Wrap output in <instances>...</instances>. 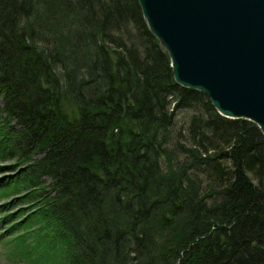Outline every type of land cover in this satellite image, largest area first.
I'll list each match as a JSON object with an SVG mask.
<instances>
[{
    "label": "trees",
    "instance_id": "obj_1",
    "mask_svg": "<svg viewBox=\"0 0 264 264\" xmlns=\"http://www.w3.org/2000/svg\"><path fill=\"white\" fill-rule=\"evenodd\" d=\"M171 64L138 0H0V160L67 264H264V134Z\"/></svg>",
    "mask_w": 264,
    "mask_h": 264
},
{
    "label": "water",
    "instance_id": "obj_2",
    "mask_svg": "<svg viewBox=\"0 0 264 264\" xmlns=\"http://www.w3.org/2000/svg\"><path fill=\"white\" fill-rule=\"evenodd\" d=\"M176 82L264 134V0H138Z\"/></svg>",
    "mask_w": 264,
    "mask_h": 264
},
{
    "label": "rangeland",
    "instance_id": "obj_3",
    "mask_svg": "<svg viewBox=\"0 0 264 264\" xmlns=\"http://www.w3.org/2000/svg\"><path fill=\"white\" fill-rule=\"evenodd\" d=\"M11 125L14 126V123ZM41 158L42 155L35 154L30 162L20 159L0 160V264H67L65 250L58 247L53 227L42 222L41 218L38 223L33 221L34 214L30 212L34 206L25 202L26 186L19 183L23 174L29 172L32 162ZM40 181L51 184L46 176H42ZM9 216L18 218L20 222L29 218L31 224L24 223L21 228L9 232L7 224L10 221H5ZM47 234L51 238L49 243L40 236Z\"/></svg>",
    "mask_w": 264,
    "mask_h": 264
}]
</instances>
